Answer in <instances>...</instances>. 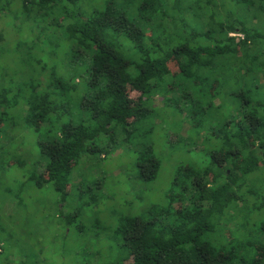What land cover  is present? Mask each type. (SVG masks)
Here are the masks:
<instances>
[{
	"label": "trees",
	"instance_id": "trees-1",
	"mask_svg": "<svg viewBox=\"0 0 264 264\" xmlns=\"http://www.w3.org/2000/svg\"><path fill=\"white\" fill-rule=\"evenodd\" d=\"M9 4L0 0V16ZM20 4L17 18L36 28L29 29L18 56L25 59L37 47L40 55L27 65H42L47 45L67 56L65 64L60 61L64 73L54 69L50 75L52 92L40 89L23 99L24 124L38 137L42 166L24 182L51 183L63 201L82 199L86 192L72 179L75 167L100 157L102 143L111 141L124 153L126 138L150 118L141 110L146 101L162 95L174 117L180 115L170 128L176 132L182 125L178 148L187 160L176 161L164 198L147 206V217L125 215L91 263L264 264V32L254 26L264 22V0ZM161 125L153 124L161 132L158 144L170 143ZM1 137L0 164L10 151ZM141 147L139 178L149 183L162 158L152 145ZM97 178L92 186L99 185ZM100 197L108 199L104 188Z\"/></svg>",
	"mask_w": 264,
	"mask_h": 264
},
{
	"label": "rangeland",
	"instance_id": "rangeland-1",
	"mask_svg": "<svg viewBox=\"0 0 264 264\" xmlns=\"http://www.w3.org/2000/svg\"><path fill=\"white\" fill-rule=\"evenodd\" d=\"M17 1L20 3V0H10L8 9L0 16L3 20L0 28L5 35V40L0 42V93H4L9 103L0 105V134L5 148L11 151L5 152L0 164V264H94L98 259V244L107 245L106 237L121 225L125 215L145 219L147 206L164 198L176 161L187 160L185 155L179 154L178 148L182 125L176 132L170 128L174 114L164 97L158 94L155 101H146L142 105L141 110H147L150 118L138 127L139 131L126 138L128 145L124 153L120 151L123 147L117 148L110 141L108 145L102 143L106 153L104 151L97 159L79 161L72 179L86 192L82 199L75 196L63 201L51 183L36 187L32 182H24L26 176L38 174L42 166L37 165L41 159L38 137L24 124L27 105L23 99L28 100L40 89H48L52 71L57 69L64 73L60 61L65 64L67 56L62 52L53 54L48 45L42 47L40 61L47 63V68L42 67L43 64L27 65L36 58L33 55H40L37 47L28 49L33 55H27L25 59L18 56L19 46L26 48L24 41L29 29L36 26L30 19L17 18L21 8ZM254 26L264 32L263 21L255 22ZM50 41L56 43L57 38ZM57 55L61 56L60 60L53 64ZM48 90L52 92V89ZM79 100L76 96L75 102ZM177 119L180 115L175 122ZM155 122L162 124L163 133L167 130L170 143L158 144L161 132L158 126H153ZM152 126L147 135L142 134ZM138 143L147 147L152 145L151 149L162 158L158 177L149 183L139 178L138 155L144 148ZM10 157L13 162L9 161ZM81 174H86L83 175L86 180L83 176L78 180ZM95 177L100 183L92 186ZM101 188L107 191V200L101 199ZM136 194H142V199ZM90 196L97 197L95 203ZM64 202L66 205L62 206ZM93 253L95 258L91 263Z\"/></svg>",
	"mask_w": 264,
	"mask_h": 264
}]
</instances>
